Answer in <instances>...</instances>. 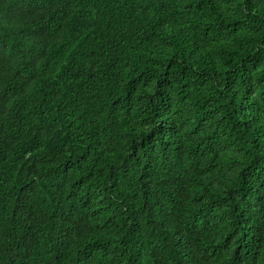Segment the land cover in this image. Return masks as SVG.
<instances>
[{"label":"trees","instance_id":"1","mask_svg":"<svg viewBox=\"0 0 264 264\" xmlns=\"http://www.w3.org/2000/svg\"><path fill=\"white\" fill-rule=\"evenodd\" d=\"M0 264H264V0H0Z\"/></svg>","mask_w":264,"mask_h":264}]
</instances>
